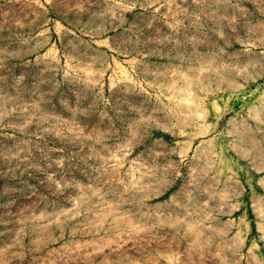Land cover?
Listing matches in <instances>:
<instances>
[{"label":"rangeland","instance_id":"374dc122","mask_svg":"<svg viewBox=\"0 0 264 264\" xmlns=\"http://www.w3.org/2000/svg\"><path fill=\"white\" fill-rule=\"evenodd\" d=\"M0 264H264V0H0Z\"/></svg>","mask_w":264,"mask_h":264}]
</instances>
